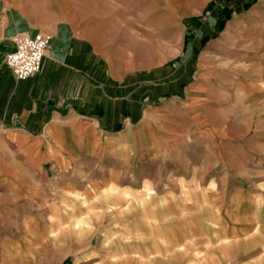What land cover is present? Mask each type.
<instances>
[{"label":"crops","instance_id":"obj_1","mask_svg":"<svg viewBox=\"0 0 264 264\" xmlns=\"http://www.w3.org/2000/svg\"><path fill=\"white\" fill-rule=\"evenodd\" d=\"M252 1L198 0L192 13L204 15L188 22L194 38L213 34L229 11L232 17L198 54L196 84L187 86L189 57L169 67L163 53L157 62L155 53L142 58L115 7L102 10L99 0H0V264L68 261L73 252L54 236L60 216L46 213L54 191L90 200L110 189L155 190L157 180L174 175L187 183L199 158L189 161L190 147L198 151L200 144L191 135L203 138L190 134L188 112L200 105L179 101L183 93H210L218 59L231 54L236 40L249 42L238 56L264 61V0L243 11ZM18 33L50 37L39 73L22 81L4 64ZM236 84L237 95H245ZM73 186L90 192L72 193Z\"/></svg>","mask_w":264,"mask_h":264},{"label":"rangeland","instance_id":"obj_2","mask_svg":"<svg viewBox=\"0 0 264 264\" xmlns=\"http://www.w3.org/2000/svg\"><path fill=\"white\" fill-rule=\"evenodd\" d=\"M105 1L96 6L117 8V23L133 31L142 58L163 53V67H169L189 57L187 86L196 84L198 54L232 17L228 12L220 30L196 39L188 22L204 15L192 13L198 0ZM246 41L236 40L228 59H218L210 93H183L179 101L200 105L188 112L190 134L203 138L191 135L200 144L198 151L190 147L189 161L198 159V165L187 183L174 175L157 180L155 190L110 189L90 200L51 193L46 213L60 216L54 236L61 248L76 252L64 264H264V61L237 55ZM237 82L245 95H237ZM89 192L72 187V193ZM36 230L29 243L38 237Z\"/></svg>","mask_w":264,"mask_h":264},{"label":"built area","instance_id":"obj_3","mask_svg":"<svg viewBox=\"0 0 264 264\" xmlns=\"http://www.w3.org/2000/svg\"><path fill=\"white\" fill-rule=\"evenodd\" d=\"M13 50L4 57V64L16 80L22 81L37 75L50 44L46 34L18 33L11 39Z\"/></svg>","mask_w":264,"mask_h":264},{"label":"trees","instance_id":"obj_4","mask_svg":"<svg viewBox=\"0 0 264 264\" xmlns=\"http://www.w3.org/2000/svg\"><path fill=\"white\" fill-rule=\"evenodd\" d=\"M229 12H231V11H229ZM229 15L230 13H226L224 16V18L222 17L220 20H219V22H218V27H217V30H220L221 28H222V26H223V24H224V21H226V19L228 18L226 15ZM209 37V36H208ZM208 37H206V38H208Z\"/></svg>","mask_w":264,"mask_h":264},{"label":"bare ground","instance_id":"obj_5","mask_svg":"<svg viewBox=\"0 0 264 264\" xmlns=\"http://www.w3.org/2000/svg\"><path fill=\"white\" fill-rule=\"evenodd\" d=\"M99 192V191H98ZM80 195V194H79ZM82 197V196H81ZM83 198V197H82Z\"/></svg>","mask_w":264,"mask_h":264}]
</instances>
